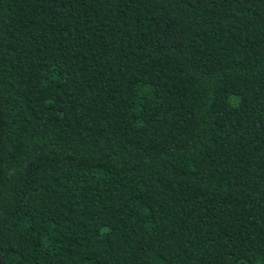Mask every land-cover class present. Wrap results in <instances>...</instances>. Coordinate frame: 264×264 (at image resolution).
<instances>
[{
    "label": "trees",
    "instance_id": "1",
    "mask_svg": "<svg viewBox=\"0 0 264 264\" xmlns=\"http://www.w3.org/2000/svg\"><path fill=\"white\" fill-rule=\"evenodd\" d=\"M0 264H264V0H0Z\"/></svg>",
    "mask_w": 264,
    "mask_h": 264
}]
</instances>
